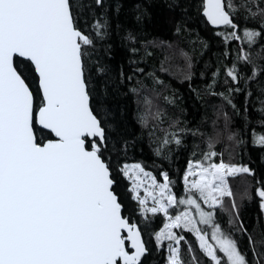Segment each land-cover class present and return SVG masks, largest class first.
<instances>
[{
  "label": "snow or ice",
  "instance_id": "6c2138e0",
  "mask_svg": "<svg viewBox=\"0 0 264 264\" xmlns=\"http://www.w3.org/2000/svg\"><path fill=\"white\" fill-rule=\"evenodd\" d=\"M163 6L170 35L147 39L143 3L128 26L121 0H0V264H264V171L243 160L250 143L264 169V0ZM194 18L222 45L199 70ZM145 139L152 168L129 155Z\"/></svg>",
  "mask_w": 264,
  "mask_h": 264
},
{
  "label": "trees",
  "instance_id": "16d2710c",
  "mask_svg": "<svg viewBox=\"0 0 264 264\" xmlns=\"http://www.w3.org/2000/svg\"><path fill=\"white\" fill-rule=\"evenodd\" d=\"M122 8L120 12V19L122 22H125L128 26H135V20H134V13H132L130 10L133 8V6L136 3H143L149 10L150 16L145 17L143 21V31L145 34V37L147 39H151L153 36H164L167 37L170 35V25L166 24L165 21L167 20L169 16L168 10L163 6V0H121ZM189 27L196 29L202 37H204L206 40L209 41L210 51L205 54L203 59H201L197 65V70L202 69L204 65V60H208L210 57V54L212 52H218L220 48L222 47L219 38H216L212 35V33L209 32L210 26L205 27L203 24H200L198 21L195 20V18L188 22ZM162 58V54L157 52L156 56L149 61V64H154L156 66L159 65V59ZM183 61H178L173 64V67L171 68V71L173 73H179L180 66H182ZM163 78L166 80V82L170 83L172 87L179 90L181 94L187 95V82L181 84V82L176 78V76L168 75V74H162ZM201 81L199 80V77L194 78V86L200 84ZM218 102V101H214ZM185 106L188 107V117L191 118L192 116V108L190 107V102L185 101ZM110 107L113 111L114 115L118 120L127 121L129 124V130L139 132V125L135 123L134 119L131 116V109L128 106V103L125 99L122 97H117L116 99L110 101ZM123 107V116H121V108ZM170 113L173 111L172 109L169 110ZM249 111L251 112L252 109L250 108ZM201 113L204 115H207L208 117H211V108L210 107H204L201 109ZM255 116L256 114L253 113ZM196 119H200V114H197ZM205 130H209L207 125H204ZM143 152L136 150L134 152H130L129 155L132 157V160H143L150 168H152L153 165V157L152 154L148 148L147 145V139L143 142ZM249 152L243 156V160L245 162L248 161L249 157L253 160V164L251 166L257 168V178H259L260 174L264 169H261L259 167V156L260 153L256 151L255 149H252L251 144L249 143ZM130 160L129 162H132ZM159 163V161H157ZM185 165V154L181 153L179 156L178 163L174 164L175 167H184ZM154 172L158 171L156 169H152ZM158 179H160L158 177ZM247 179L249 183H251V177H244V176H238L237 178L231 180V184L234 188V190H242L243 189V182ZM125 185L127 184V181H122ZM180 188L182 190V182L180 185ZM256 208L253 205H249L247 201L244 202V209H243V215L251 221V218L255 215ZM163 226V217L162 214L158 215L156 218H154V227L158 229L159 227ZM189 237L194 240V237H191V234H188Z\"/></svg>",
  "mask_w": 264,
  "mask_h": 264
},
{
  "label": "rangeland",
  "instance_id": "374dc122",
  "mask_svg": "<svg viewBox=\"0 0 264 264\" xmlns=\"http://www.w3.org/2000/svg\"><path fill=\"white\" fill-rule=\"evenodd\" d=\"M141 195H143V190H141ZM149 203H151V202L149 201Z\"/></svg>",
  "mask_w": 264,
  "mask_h": 264
},
{
  "label": "water",
  "instance_id": "95a60500",
  "mask_svg": "<svg viewBox=\"0 0 264 264\" xmlns=\"http://www.w3.org/2000/svg\"><path fill=\"white\" fill-rule=\"evenodd\" d=\"M210 27H212V26H210Z\"/></svg>",
  "mask_w": 264,
  "mask_h": 264
}]
</instances>
